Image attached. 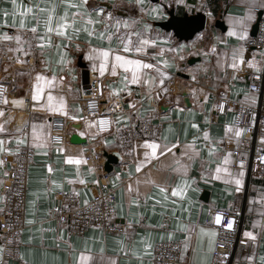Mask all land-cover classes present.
Here are the masks:
<instances>
[{
	"label": "crops",
	"instance_id": "1",
	"mask_svg": "<svg viewBox=\"0 0 264 264\" xmlns=\"http://www.w3.org/2000/svg\"><path fill=\"white\" fill-rule=\"evenodd\" d=\"M262 3L0 0V78L12 74L0 108V158L25 147L34 152L20 253L10 264H152L153 246L172 241L182 246L180 264H209L216 241L215 231L204 224L209 208L237 212V261L264 264V178L248 179V155H232L243 133L234 126V114L211 119L217 94L257 104L237 69L242 62L252 72L263 69L262 51L246 56L242 47L252 38L258 16L253 10ZM169 10L177 16L202 12L206 27L192 40L179 41L155 25L167 20ZM219 19L222 29L214 25ZM193 59L199 61L189 64ZM94 79L101 81L102 112L110 114L114 134L147 119L161 122V130L144 133L146 138L139 137L126 151L113 135L98 136L82 111L85 83ZM180 90L185 97L178 96ZM114 99L121 104L118 112L111 110ZM54 116L65 118L70 136L81 141L51 144ZM256 142L264 150V133ZM97 150L118 158L109 174L122 232L110 235L91 227L81 236L70 235L52 217L56 196L74 193L79 204L93 198L104 159L89 168L84 155ZM235 162L241 165L233 168ZM5 171L0 160V188ZM2 201L0 190V210Z\"/></svg>",
	"mask_w": 264,
	"mask_h": 264
},
{
	"label": "built area",
	"instance_id": "2",
	"mask_svg": "<svg viewBox=\"0 0 264 264\" xmlns=\"http://www.w3.org/2000/svg\"><path fill=\"white\" fill-rule=\"evenodd\" d=\"M262 1V5L253 10L260 16L256 36L242 42V47L246 51L249 48H258L262 51L263 69L261 72H252L245 62H242L237 69V76L249 81V92L257 97V104L251 106L217 94L211 105V119L232 112L234 126L242 129V137L232 150V155L235 158L242 153L248 155L246 166L248 179L264 178V150L260 149L256 142L257 134L264 133V0ZM31 61L29 59L27 62L31 63ZM7 98L8 86L0 78V108L5 106ZM102 103L101 81L94 79L88 83L82 98V111L93 121L98 136L113 135L124 151L133 145L140 133L161 130V122L153 123L147 119L138 126L126 127L114 134L110 114L107 111L102 112ZM23 105V109L28 111L29 99H25ZM111 110L114 112L121 110L119 100L114 99ZM69 138L70 132L66 119L60 116L51 117L50 143L68 144ZM0 160L6 168L0 188L3 195L0 210V264H10L18 259L20 253L28 171L34 161V152L30 147H25L13 154H3ZM102 160L101 150L87 151L84 155V164L89 168L99 167ZM240 165V162H235L232 166L237 168ZM56 199L58 208L52 217L57 226L65 229L70 235L81 236L91 227L99 228L110 235L122 232L115 219V188L111 184L109 173L102 171L93 198L85 204H79L74 193H60L57 194ZM217 216L220 218L219 222H217ZM229 222L231 227H228ZM204 224L216 233L212 260L209 264H248L240 263L236 259L241 220L235 210L209 208ZM181 253L182 246L179 242H158L152 248L151 263L180 264Z\"/></svg>",
	"mask_w": 264,
	"mask_h": 264
},
{
	"label": "water",
	"instance_id": "3",
	"mask_svg": "<svg viewBox=\"0 0 264 264\" xmlns=\"http://www.w3.org/2000/svg\"><path fill=\"white\" fill-rule=\"evenodd\" d=\"M167 14H168L167 20L156 22L155 25L157 26V28L161 30L172 32L174 37L177 38L179 41L188 42L192 40L195 35L203 31L206 27V16L202 12H197L196 14H193V15L184 14L182 16H177L174 13V10H169ZM119 15L121 14L119 13ZM259 17L260 16H257L256 22L254 23L251 29V32H250V36L252 38L256 36L257 23L259 21ZM214 25L215 27L220 28V29H222L223 27L222 21L220 19L216 20L214 22ZM255 50H259V49L249 48L246 52V56L250 55V53ZM197 61H199V59H196V60L193 59L188 63L192 65ZM11 78H12L11 73L7 75H3L1 77L3 82L6 84L11 83ZM85 84H88V82ZM180 95L185 97L186 92L183 90H180L178 96ZM185 103L188 105L187 99H185ZM15 119H18V118L16 117ZM80 141L81 140L77 135H74L71 133V136H70L71 143H79ZM102 157L104 159L103 170L106 173H110L113 170V167L118 164V158L115 155L107 153L106 151H102Z\"/></svg>",
	"mask_w": 264,
	"mask_h": 264
},
{
	"label": "snow or ice",
	"instance_id": "4",
	"mask_svg": "<svg viewBox=\"0 0 264 264\" xmlns=\"http://www.w3.org/2000/svg\"><path fill=\"white\" fill-rule=\"evenodd\" d=\"M105 55H106V54H105ZM116 59H117V60H122L123 58L117 56ZM128 63H129V64L135 63V64L138 65L140 62H139V61H128ZM145 67H152V66H151V65H145ZM38 79H39V77H38ZM133 80L135 81V75H134V77H133ZM33 99H34V100L38 99V96L34 94V95H33ZM48 100H49V106H51V102H52V100H53V97H52L51 95H49ZM14 103H16V101H14ZM62 104H63V101H62V99H61V105H62ZM102 123H103V122H102ZM0 130H2V129H0ZM239 134H240V133L237 132V135H239ZM150 147L153 149V155H155V149H156L157 145L152 144V145H150ZM69 162H71V158H69ZM76 162L79 163V161H76ZM137 170L139 171V166H138ZM82 182H83V181H82ZM236 183L239 184L240 181L237 180ZM161 191H164V189L162 188ZM172 194H173V195H177L178 193H177L176 190L174 189ZM219 219H220L219 216H217V222H219ZM228 227H231V222H229ZM246 235H250V234H246Z\"/></svg>",
	"mask_w": 264,
	"mask_h": 264
},
{
	"label": "trees",
	"instance_id": "5",
	"mask_svg": "<svg viewBox=\"0 0 264 264\" xmlns=\"http://www.w3.org/2000/svg\"><path fill=\"white\" fill-rule=\"evenodd\" d=\"M217 9H218V6L216 5V7L214 8V12H216ZM141 136H142V138H146V136L144 135V133H140V134H139V137H141ZM116 143H118V145H119L118 140H116ZM120 148H121V147H120ZM121 149H122V148H121Z\"/></svg>",
	"mask_w": 264,
	"mask_h": 264
}]
</instances>
